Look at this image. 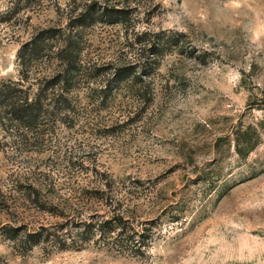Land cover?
Instances as JSON below:
<instances>
[{"label": "rangeland", "instance_id": "obj_1", "mask_svg": "<svg viewBox=\"0 0 264 264\" xmlns=\"http://www.w3.org/2000/svg\"><path fill=\"white\" fill-rule=\"evenodd\" d=\"M2 83L0 264H264V0H0Z\"/></svg>", "mask_w": 264, "mask_h": 264}, {"label": "trees", "instance_id": "obj_2", "mask_svg": "<svg viewBox=\"0 0 264 264\" xmlns=\"http://www.w3.org/2000/svg\"><path fill=\"white\" fill-rule=\"evenodd\" d=\"M92 7V6H91ZM99 11L100 19L101 21L105 23H116L118 21H125L127 14L126 12L119 9L114 8L113 6H107L104 5L102 8L99 7L97 8ZM92 9L88 8L87 11L81 14V18L79 20H86V17L92 14ZM119 14V16H117ZM31 47L35 46V41H31L30 45ZM25 46V47H28ZM69 49H67L68 51ZM66 60L65 64L68 66V70L71 69L74 65V60H73V51H68V54L64 56ZM64 60V61H65ZM15 84H8V83H2L0 86V97H3L4 100H9L10 101V106H11V114L15 119H23L27 116H35L37 115L36 113H32V111H39L38 108L40 104L42 103V95L41 93L34 98L33 100H28V96H22L20 93L22 92L18 88L14 87ZM4 88V90H2ZM106 227V223H105ZM35 235V234H34Z\"/></svg>", "mask_w": 264, "mask_h": 264}]
</instances>
